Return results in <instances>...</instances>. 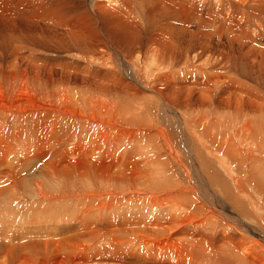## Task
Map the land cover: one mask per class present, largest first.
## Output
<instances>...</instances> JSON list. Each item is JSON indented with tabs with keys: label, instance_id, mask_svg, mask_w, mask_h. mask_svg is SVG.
Returning a JSON list of instances; mask_svg holds the SVG:
<instances>
[{
	"label": "bare ground",
	"instance_id": "obj_1",
	"mask_svg": "<svg viewBox=\"0 0 264 264\" xmlns=\"http://www.w3.org/2000/svg\"><path fill=\"white\" fill-rule=\"evenodd\" d=\"M246 6H248L247 13L242 17V8ZM262 15H264V0H82V2L78 1L73 5L71 0H0V22L2 21L1 24L5 27L7 37L12 38L13 35H16L20 39V43L17 42L12 49L11 47L8 48L9 59L5 60L6 63H4L10 72L6 70L4 72L8 74L1 75L5 82L1 81L0 90L9 95L16 90L35 97L48 94V98L59 94L64 95L65 92L70 93L65 82L60 79H53V67H58L61 75L66 76V80L75 76L71 74L74 71L83 74V82L89 81L86 78L92 79V84L90 81V88L92 89L90 90L86 88L85 82L77 86L95 93V96H98L97 99L100 97L102 101L99 106L104 110L103 115L94 116L92 114L90 118H87L88 121L85 120L83 124L80 122L71 126L65 136L51 135L49 137V141H53L51 145H42V143L29 145V154L32 152L33 160H37L38 158L49 157L50 151L53 150L51 148L58 144L56 151H52L53 153L49 157L52 160L51 174L63 176L66 180L63 186H67L65 190L70 191H65L62 188V195L41 196L39 194L38 198L40 199L37 203H32V206L44 204L47 207L57 209L61 206L58 203L69 200L73 196L71 193L74 190L68 188L67 182L70 181L68 177H75L69 173L70 169L77 171L80 174L77 176L81 179L89 181L91 179L95 185L98 184L102 189L104 184L100 182L110 178L121 188H129L131 184L136 185L138 182L140 183L139 186L144 184L139 189L133 186L127 194L122 193L120 195L123 196L122 199L119 198V191L114 190V188L106 189L105 198L102 201L98 200L102 195L99 192L91 191L80 195L78 209L66 213L63 211L62 214L64 225L70 227L72 223L75 225L69 232L62 231L51 223H47V216L41 217L39 214L35 215L36 217L39 216L38 221L41 220L40 217L44 218L42 219L43 223L42 220L39 223L52 226H45L44 230L41 228L31 230L30 225L28 228L21 226L19 230L5 228L1 231L0 238H7L11 242H20L19 247L21 248L19 250L23 248L22 258L28 257L27 254L35 250L34 247L39 248L36 245L37 241L40 243L42 240L46 247L48 245L54 247V254L50 253L52 252L51 248L50 252L45 250L53 254L52 258L49 253L44 256L45 251H42L43 253L40 251V254H43L42 257L38 251L37 254L40 257L35 258L37 255L31 256V253L29 255L34 256L35 259L31 260L29 256V259L25 258L22 262L20 261L21 255L15 253L18 255V261L21 264H102L101 256L98 255L97 258L96 255L100 249L95 248L91 243L90 236L94 229L87 222V219L96 212L101 214L107 211L110 212L108 216L120 220L122 225L128 228L129 240L133 248L149 253L148 259H151L153 264H160V260L163 258H168L167 264H177L179 259L183 264H264V253L260 252L264 249V227L258 225L255 227L252 221L242 220L239 215L241 210L234 207L235 194L237 193L244 201L247 200V203L253 208L252 210L262 219L264 226V215L261 211L264 205L260 204L255 209L256 201L253 198L258 189L260 193H256V198L264 204V185L261 180L264 174V90L258 84L247 85V82L241 81L238 76L235 77L238 73V67H240L239 60L233 58L236 54L227 52L221 47L222 49L217 50L219 56L215 57L216 53L211 52L212 48L208 43L210 37L215 36L221 40L226 36L227 39L224 43L229 44L228 48L231 51L234 48V43H240V47H246L245 49L239 48L240 55L247 59L243 63V67L240 68L245 71L255 67L263 72L264 24L259 21ZM251 21H255V31L251 29L252 26L250 27ZM53 29L56 30V34L50 33L53 35L50 36L48 30L52 31ZM112 34L116 35L118 39L121 38L120 41L124 40L122 46L127 45L122 48L119 46L120 42L118 43L117 40L113 42ZM34 39L38 43L49 39V42L45 41V43H52L58 51L68 50L67 45H75V47L83 50L80 60L76 55L74 57L75 52H70L72 53L70 54L71 60L55 58L52 63L47 64L49 68H46L48 75L46 80L48 79L53 85L56 82V90H46V86L45 89L44 86L42 89L38 87L43 82L39 78L41 79L40 71L44 61L38 62L39 59H36L42 48L35 49L33 47ZM202 42H204L203 47L199 46ZM75 47L73 50L77 49ZM194 47L198 48L193 49ZM34 49L36 58L32 55ZM78 55L80 56V54ZM138 55L143 56V59H140L141 62L135 61ZM3 56L0 57V60L4 59ZM66 56L68 55L65 54L63 57ZM115 56H119L121 59L113 65L112 59ZM25 61L30 64L31 70L21 66ZM28 63L25 64L29 65ZM212 63H215L217 71L211 68L210 64ZM0 64L1 71L3 63L0 61ZM45 67L43 66V68ZM42 70L44 71V69ZM27 72L32 73L33 76L28 78ZM10 78L17 79L19 82L14 87H10V81L13 80ZM73 85L75 86V84ZM194 94L201 100L200 108L202 110L211 109L216 115L221 118H229L231 121V124L227 126L223 120H217L215 116H211L214 114L213 112L206 111L205 118L199 119V131L194 133V136L200 140L198 145L195 142L197 151L201 152L200 147L205 148L209 156L214 158L211 163H217L222 167L236 189V191L231 188V190L225 189V196L231 199L232 206L230 207L221 193L214 192L208 187V182L200 173H194L193 177L196 178L197 187H199L197 192L200 195L196 198L197 204L206 207L204 216L199 215L198 217H206L210 223L214 220H220L219 228L224 229L221 234L219 233L220 238L214 241L210 240V242L206 241L205 238L200 239V236H192V239L185 241L182 240L183 238L180 239L179 228L190 225L191 218L196 213L191 214L186 207L183 208V204L180 205V202L183 201L181 199H184L181 196L188 193V190L184 185L179 188L178 180H175L178 176L175 169L176 156L172 153L173 151L169 150L171 149L170 146L168 145V147L164 141L160 142V140L156 143L157 154L153 157L155 164L150 163L147 166L151 170L150 172L156 173L152 178H147L148 183L153 187L151 188L147 185L144 175L145 171L142 164L144 161L140 156L142 150L139 151L137 148L140 145H149L153 142L144 136V133L149 130L144 131L140 144H137L141 135L140 132L136 131L139 130L138 127L135 128L136 130L127 132L130 126L122 131H117L114 128L115 125L113 126L119 118L118 115L123 119V114H125V111L118 109V106L127 103L119 102L116 97L122 96L125 100H129V96L152 99L158 96L172 99L182 97L185 100L184 103L182 100V103L187 105ZM13 96V94L8 96L9 100L5 104H0V124L4 127L14 125L12 118L10 121L9 119L11 115H16L19 119L23 118V120H27L26 123H29L25 126L21 125L20 129L24 131H26L25 129H35L34 118H39L40 113L48 108L21 109L28 106L17 99H12ZM216 98H221L223 105L216 104ZM111 99L113 100L111 101ZM114 99H118L117 102ZM67 111L57 109L53 114L62 128H64L63 121L67 124L77 123L75 119L73 120L77 111L71 108ZM88 111L91 113V109ZM4 116L9 118L2 119ZM65 117L72 119L65 120ZM13 119L15 120L17 117ZM239 119L242 122H239ZM93 121L104 122L105 127L99 126V133L97 131L93 133V130L92 132L82 128V125L88 126ZM142 127L148 129L147 126ZM0 132L3 133L4 131L0 130ZM1 135L0 157H9L10 151H7L3 146ZM61 137L65 139L64 142H62ZM22 140L20 139L21 142ZM190 150H193L192 144ZM122 153H124V157L121 156ZM224 154L230 160H239L238 169L241 170L242 176L239 177L232 170V167L226 164L227 158ZM59 157L62 159L59 160ZM229 159L228 161H230ZM145 161L149 163V160ZM209 166L207 163V167ZM157 174L163 180L175 178L173 181L171 179L173 185L164 184L165 187L161 185L160 182L163 181L157 178ZM4 178L3 181H0V196H5L3 202L9 196L16 198V194L20 193L14 192L19 179L16 174ZM257 178L260 180L258 181ZM226 181L229 182L227 178ZM250 184L254 186L251 187ZM193 186L196 188L195 184ZM193 186L191 185V187ZM249 186L252 188L250 191ZM198 194L196 195L198 196ZM189 198L191 197L189 196ZM193 199L191 198V200ZM242 206L246 208L248 205L243 202ZM151 210L155 213L146 215ZM1 212L0 218L8 217L7 213L5 215ZM159 213H163L165 219ZM30 215L28 216L31 219ZM241 215L243 214L241 213ZM10 216L16 217L15 215ZM32 216L31 222L35 219V216ZM25 217L27 218V216ZM50 217L56 218L54 214ZM26 218V221L19 218L20 223L22 224L23 220L27 223L29 219ZM17 222L15 225L20 226L18 220ZM26 223L22 225H27L29 222ZM132 229L138 233H133ZM182 232L186 234L189 231ZM188 234L192 235V233ZM34 243L36 246L33 245ZM44 246L43 244L42 247L40 246L41 250ZM4 248V251L11 253L15 247L14 245H5ZM27 248L29 252L26 251ZM258 248L262 249L257 250ZM0 249L2 250V248ZM104 250L107 251V258L111 264H118L122 251L105 247ZM5 254H0V264H6L8 257H6L7 260H5L6 258L3 259ZM10 260L16 263V259Z\"/></svg>",
	"mask_w": 264,
	"mask_h": 264
},
{
	"label": "rangeland",
	"instance_id": "obj_2",
	"mask_svg": "<svg viewBox=\"0 0 264 264\" xmlns=\"http://www.w3.org/2000/svg\"><path fill=\"white\" fill-rule=\"evenodd\" d=\"M78 1L82 2V0H71V4L72 5L76 4V3H78ZM243 8H242V12H243L242 17H244L246 15L248 6L243 7ZM242 21H244V19H242ZM259 21H260V23L264 24V15H262L259 18ZM1 22H0V24H1ZM1 25L3 26V24H1ZM1 25H0V30H1L0 31V57H2L4 55L3 56L4 59L0 60L3 63V66L1 67L2 69L0 71V84H1V81L5 82V79L1 75L2 74L5 75L7 72H4V71L8 70V68L6 67V64H5L6 63L5 60L7 61L9 59L8 58L9 57L8 50L10 49V47L12 49L13 45L17 44V42L20 43V39L16 35H13L14 37L12 36V38L11 37L8 38L6 30H4L5 27L3 26V28H2ZM251 26H252L251 29L253 31H255V29H254L255 28V21H251L250 27ZM48 32H49L50 36H53V35H51L52 33L56 34L55 29H53L52 31L48 30ZM111 36H112L113 42L115 40H117L118 43L120 42L119 43L120 47L124 48L127 45L126 44V45L122 46L124 44L123 39H122V41H120L121 38L118 39V37L116 35L112 34ZM256 36H258V35H256ZM114 37H116L117 39ZM254 37H255V33H254ZM15 38H17V39L15 40ZM213 38L210 37L209 38L210 42H208V43L210 45V48H212L211 52L216 53L215 57L219 56V54H217V53H219L217 50L222 49L221 47H223V49L227 50V52H231V53L233 52V54H236L235 56H233V58L239 60L238 61L239 66L243 67V63L247 59H245L243 55H240L241 53L239 51V48L245 49L246 47H240V43H237V44L234 43L233 44L234 48L231 51V50H229L230 48H228L229 44L224 43L225 40L227 39L226 36H225V38L224 37L221 38V40L215 36ZM49 39L41 41L40 43H38L37 40L34 39L33 47L35 49H37V48L41 49L42 48L41 49L42 51L40 50L39 54L41 55V57L39 55L38 56L39 58L38 57L36 58V56L34 55L35 49L33 50L32 55L36 59H39L38 62L44 61L43 66L44 67L46 66L45 68H43V66H42L41 71H40L41 72V79L39 78V80L41 82L42 81L43 82L41 83V86L38 85L39 89H42L43 86L45 89V86H46V90L47 89L56 90L57 89V87L55 86V85H57L56 82H55V85H53L51 82L48 81V79L46 80V78L48 76L46 73L47 72L46 70L49 68V66H47V64L52 63V60L55 58H59V59L63 58V59H68V60L70 59L71 60L70 54H72V53H70V52H75L74 57L76 55L78 57V60H80L82 57L81 52H83V50H80L79 48L75 47V45H67L68 50L58 51L56 46L52 45V43H50V44L45 43V41H48ZM211 39H213V40H211ZM209 40H207V41H209ZM12 42H14V43H12ZM23 43H26V42H23ZM203 43L204 42H202L199 46H202ZM217 43H219L221 46L219 44L216 45ZM263 43H264V40H263ZM26 44H28V43H26ZM38 45L41 47H39ZM48 45H50L51 47H49ZM113 46H114V44H113ZM74 47L77 49L73 50ZM196 48H198V47H194L193 49H196ZM236 49L239 52H237ZM43 50H45L47 52H45ZM53 50H55V51H53ZM46 53H48V54H46ZM65 54L68 56L63 57V56H65ZM78 54H80V56ZM6 55H7V58H6ZM35 58H34V60L36 62ZM120 59L121 58L119 56H117V57L115 56L112 59L113 65L115 62H117V61L119 62ZM140 59L141 60L143 59L142 55H138V57H136L135 61L141 62ZM240 59H242V60H240ZM78 60H75V61L78 62ZM25 63H28V62L25 61L24 63H22L21 66H25L31 70L30 64L28 63L29 65H27ZM121 63L122 62L120 61V64ZM120 64H119V66L122 67V65H120ZM210 65L214 71L218 70L217 67L215 66V63L214 64L212 63ZM0 66H1V64H0ZM240 67H238V73H236L235 77L238 76V78L241 81L247 82V85L258 84L264 90V71L261 72L259 70V68L257 69L255 67L248 68L247 70L243 71V68L241 69ZM54 68L55 67H53V79H55V80L60 79L61 81L65 82L68 86V90L70 93L65 92L64 95L59 94L55 97L48 98L49 97L48 94H44V95H42V97H35L33 95L25 94L23 92L16 90L10 94V95H12V94L14 95L12 97V99L13 98L17 99L22 104L28 106L26 108L22 107L21 109H27V108H32V107H47L48 109H44L40 113L39 118H34L35 121H33L34 122L33 124L36 125L35 129H25L26 131L20 129L21 125L25 126L29 123H26L27 120H25V119L23 120V118H20V119H22V120H20L19 117L16 115H11V117L9 119V121H10L12 118L14 125L4 127L0 124V130L4 131L3 133L0 132V134H2L1 136L3 137V139H2L3 144H4L3 146L7 149V151H10V154L8 155L9 157H5V158L0 157V181H3L5 179L4 177L9 178V177H12L14 174H16V176L19 177V179H18V182L16 184V187L14 188V192L15 193L20 192V193L16 194V198L9 196L8 198H6L4 200V202H3V198L5 196L4 197L0 196V211H2L1 214L6 215V213H7V215H8V217L5 216V218H0V233L2 230H4L7 227H9V229H15V230L18 229L19 230L21 226L28 228L29 225H30L29 228H31V230H38L39 228L44 230V228H46L47 226L51 227L52 225H54L55 227L62 229V231L69 232V231H71L72 227H74L75 225L73 223H72L71 227L64 225L63 224L64 218H63L62 214H63V211H65V213H66L67 211L71 212V211H76L78 209L79 201L81 199L80 195L87 193V192H91V191L99 192V193H102V195H100L98 200L102 201L105 198L104 192H106V189L114 188V190L119 191V198L122 199L123 196H120L122 193L127 194L128 191L129 192L131 191V188L133 186H135L136 188L139 189V188L143 187V185H144L143 184L142 186H139L138 184H140V183L138 182V184H136V185L131 184V187H129V188L128 187L127 188H121L120 185H116L115 181L110 178L109 180H104L105 183L100 182L101 184H104V185H102L103 186V189H102L101 187L98 186V184L95 185L91 179H90V181L89 180H83L80 177H78V176H80V174L77 171L70 169L69 173L74 175L75 177H68L70 179V181H68L67 184L69 186L68 188H71L72 191L74 190L71 193L73 196H71L69 198V200H67L66 202L58 203V204H61L62 207L60 206L57 209H53L52 207H47V205H44V204L36 205L35 207L32 206L33 205L32 203H37V201L40 199V198H38L39 194L41 196H47L49 194L50 195H55V194L62 195L63 194L61 192L62 188L65 190V188H67V186H63V185H65L64 181H66L63 176H61V175L60 176H54L51 174V172H52V170H51L52 160L49 157L53 153L52 151H54V150L56 151L58 144H55V146L53 145L54 147L51 148L53 150L50 151L51 153L49 154L50 155L49 157L38 158L37 160L36 159L33 160L34 157L32 156V154H33L32 152H31L32 154L31 153L29 154V151H30L29 145H32V143H35V144L42 143V145H44V144L45 145H51L53 143V141L52 142L49 141V137L51 135L65 136V134H67L69 132V128L71 126L77 125L80 122L83 124L85 120L88 121L87 118H90L92 116V114L94 116H99L100 114H102V115L104 114L103 113L104 110H102L101 109L102 107L99 106V103L102 101V99H100V97H99V99H97L98 96L97 95L95 96V93L88 91V90H85L84 88L83 89L79 88V86H77L80 84H84L85 81L83 82V78H84L83 74L76 73V71H74L71 74H74L75 76H71L70 79L66 80V76L64 75L65 76L64 77L61 75L58 67H56L57 69L56 68L54 69ZM211 68H209V69H211ZM42 69H44V71ZM121 69L124 70L123 68H121ZM8 71L10 72V70H8ZM124 72H125V70H124ZM32 76H33L32 73L27 72L28 78H31ZM10 79H13V78H10ZM86 80H89V81L85 82L86 88L89 90L92 89V88H90V81L92 84L93 80L89 79V78H86ZM249 80H251V81H249ZM10 82H11L10 87H14L19 81L17 82V79L16 80L13 79ZM73 84H75V86ZM8 86H9V84H8ZM34 86H36V85L34 84ZM218 89H221V88H218ZM10 95L8 93L4 92L3 90H0V104H5L9 100L8 96H10ZM116 98L119 99V100L114 99V100H116V102L118 100L119 102L124 101L127 103L123 102L124 107L122 106V104H120L118 106V109H122L121 111H125L124 112L125 114H123V119L118 115L119 118L116 120V123L113 124V126L115 125L114 128H116L117 131H122V130H125L127 127L130 126V128L127 131V132H129L131 130H136L135 128L138 127L139 130H136V131L140 132L141 135H140V138L137 140V144H140L142 137H143V133L145 130H149V131H146L144 133L145 138L153 140V142L150 141L151 142L150 144L147 143L149 145L144 144V145H140L137 147L139 149V151L142 150L141 151L142 153L140 152V156L143 158V161H144V162H142L143 167H144V171H145L144 175L146 178L147 185L149 187L153 188L148 183L147 178H152L154 176V174H156V173L153 174L152 172H150L151 170H149L148 169L149 167H147V166L150 165V163L155 164L153 162L155 160L153 157H155L157 154V148L158 147L156 148V143L159 140H160V142L164 141L165 145H167V146L169 145L170 147L169 146L168 147L171 148L169 150L171 152L173 151L172 153L176 156L175 169L178 172L177 173L178 176L176 175L177 179H175V178H171V179H172V181H173V179L178 180L177 182L179 184V188L184 185L188 190V193H186L184 195L186 198L184 196H181V198H184V199H181L183 201L180 200L181 201L180 205L183 204L184 207L183 206L182 207L183 208L186 207V209L191 214L196 213L191 218L192 220H191L190 225H188L189 227L188 226H182L181 228H179L178 233L180 234V239L183 238L182 240L185 241L187 239H192V236H197V237L200 236V239L205 238L206 241L210 242V240L214 241V240L220 238L219 233L221 234L224 231V229L219 228V225L221 224L220 220H214L213 222L210 223V221L206 217H203V218L198 217L199 215L204 216V214L206 213V207L204 205H198L197 204L196 198L200 197V195L197 192L199 187H197L198 183L196 181V178L193 177L194 173H200L201 176L208 182V187L214 192L221 193L223 195L224 200L227 203H229L230 207L232 206L231 199H229L225 196V193H226L225 189L231 188L232 190L236 191L230 177L225 173V171L222 169V167L219 166L217 163H211V160H214V158L209 156V154L205 148L200 147V149H201V152H200V151H197L196 146H195V142L197 143V145L200 143L199 138L194 136V133L199 131V126H198L199 125V119L203 120L205 118L204 115H205L206 111H211L213 113H214V111L211 109L202 110L200 108L202 102L196 94H194L192 96L190 102L187 105L183 104L185 102V100L182 97H179L178 99H172L170 97L165 98V97L158 96L157 98L152 99V98H142V97H138V96H129V100H127V99L125 100V98L122 96L116 97ZM112 100L113 99H111V101ZM182 100H183V103H182ZM221 100H222L221 98H216V104L223 105V102ZM150 102H153V104H150ZM90 107H92V108H90ZM69 108L77 111L76 112L77 115H75V117L73 118V120L75 119V121L77 123L67 124L65 121H63V127L64 128H62V127H60L59 121H57L53 117V114L57 109H61L64 112H68L67 109H69ZM90 109H91V113L88 111ZM85 112H86V114H84ZM211 116H215L217 120H223L224 123H227V126L231 124V121L229 120V118H226V117L221 118L220 116L216 115L215 113ZM16 117H17V119L14 120L13 118H16ZM255 117H257V116L255 115ZM6 118H9V117L4 116L2 119H6ZM67 119H72V118H66L65 120H67ZM32 120H33V118L31 119V121ZM239 122H242V120L239 119ZM68 125H69V127H68ZM99 126L105 127L104 122L100 123V122L93 121V123H90V125L88 124V126L82 125V128L83 129H89L91 131L93 130L94 131V132L92 131L93 133H96V131H97V133H99L100 132V129H98ZM142 126H147L148 129H144V127H142ZM137 136L139 137V134H137ZM161 137H162V139H160ZM16 138H17V141H15ZM20 139H23L22 142L20 141ZM61 140H62V142H64L65 139L63 137H61ZM61 140H59V141H61ZM54 142H56V141H54ZM191 144H192L193 150H190ZM0 155H1V153H0ZM121 156L124 157V153H122ZM150 157H152L153 159ZM225 157L227 158L225 160L226 164L231 166L232 170L235 171V173L239 177H240V175L242 176V174H240L241 170L238 169V166L240 165L239 160L238 159L230 160L227 155H225ZM61 159H62V157H59V160H61ZM228 159L230 161H228ZM145 160H149V163L148 162L146 163ZM207 163H209V165H210L209 167H207ZM232 163L234 165H231ZM144 164H145V166H144ZM49 165H51V166H49ZM160 166H162V165L160 164ZM263 166H264V163H263ZM9 168H12V169L9 170ZM12 171H13V173H12ZM149 172H150V175H148ZM258 175H260V174H258ZM157 178L162 179L161 176L159 177V175L157 176ZM191 178H193V179H191ZM226 178L229 182L226 181ZM154 179H156V178L154 177ZM171 179L170 178H168L167 180L162 179L163 182H160V183H161V185H164V184L165 185H169V184L173 185ZM257 179H258V181L260 180V178H257ZM181 180H182V182H181ZM261 180H262V183L264 185V174H263ZM166 182H168V183H166ZM158 184H159V182H158ZM194 184H195L196 188L193 186ZM165 185H164V187H165ZM191 185L193 187H191ZM250 185H251V187L254 186L253 184H250ZM251 187L249 186V188H248L249 191L252 190ZM160 188H163V187H160ZM65 191H68V189H66ZM234 191H233V193H235ZM256 191H258V192H255V197H253L254 200L256 201L255 209L258 208L260 206V204L264 205V204H262L261 201H259L256 198V193H258V194L260 193L258 189ZM68 192H70V191H68ZM110 194H112V193H110ZM190 194H192V195H190ZM196 194H198V196ZM189 196L192 199L193 198L194 199L191 200V198H189ZM235 196H236V200L234 202V205H235L234 207H238V209L241 210L239 213V215L241 216V219L245 220L247 222L252 221L253 224L255 225V227H257L256 225L264 227L262 225V219L260 218L259 215H257L252 210L253 208L249 205V203H247V200L244 201V199L241 196H239L237 193L235 194ZM185 199L188 201H186ZM194 200H196V201H194ZM81 201L84 202L83 200H81ZM243 202H245V204L248 205L246 208L242 206ZM3 203H5V204H3ZM30 204H31V206H30ZM108 204H111V203L108 202ZM121 204H122V202H121ZM256 205H257V207H256ZM42 206H45V207H42ZM66 206H68V207H66ZM44 208H45V210H44ZM190 208H192V209H190ZM192 211H194V212H192ZM198 211L200 213L201 212L202 213L200 214ZM251 211H253V212L250 213ZM261 211L264 215V206H263V210L261 208ZM31 212L35 213V214L32 213V215H34V216L36 214H39V216H41V217L47 216L46 222L47 223L49 222L52 225H49V224L46 225V224L39 223L42 219H44V218L40 217L41 220L38 221L39 216H37L38 219L35 216L34 217L35 219L33 218L35 221L33 220L34 222L32 221L33 222L32 223L31 220H32L33 216L30 215ZM109 213L110 212H108V211L106 213L103 212L101 214L96 212L92 215V217L87 219V222H89L91 224V226H93V229H94L93 234L90 236V239H91V243L94 245V247L100 249L99 250L100 252L96 253V255H97V258H98V255L101 256V258H102L101 263L102 264H111V261L107 258V251L104 250V247H105V248H110V249H118V250L122 251V256H121L118 264H153V261L151 259H148L150 257L149 253H146L143 250L139 251V250H136L133 248V245L129 240L128 228H126L124 225H122L120 220L112 219L110 216H108ZM153 213H155V211L151 210V212L148 211L146 215H150ZM241 213L243 215H241ZM53 214L56 216V218L50 217ZM159 214L161 215L162 218L165 219V215L163 213H159ZM9 215H13V216L15 215L16 217L15 218H13L12 216L9 217ZM28 215L31 216V219ZM25 216H27V218ZM18 217L20 218V220H21V218H23L24 220H25V218L29 219V221L27 220V223L28 222L29 223L27 224L23 220L22 224L26 223L27 225H22L20 223V220ZM250 218H251V220H249ZM17 220L19 221L20 224H18V225H20V226L15 225L16 223H18ZM35 222H36V224L37 223L38 224L36 225ZM41 222L43 223V220ZM190 228H192L193 231ZM253 229L256 231L255 228H253ZM182 231H186V232L189 231L188 233H192V235L188 234V233L185 234ZM132 232L135 234L138 233L136 230H133V229H132ZM86 237H87V235H86ZM6 239L7 238H4V239L0 238V248H2V250H3V252H2V250L0 249L1 253H4V254L9 253L7 255L5 254L4 255L5 257L3 258V259H5L6 257H8V260H7V258L5 259V260H7L6 264H9V263L10 264H16V263L21 264V262L18 261V259H19L18 255L19 256L21 255L20 261L23 262L25 260V258L29 259L28 257L30 256L29 254H31V253H32L31 256L35 254V255H37V256H35V258H37L39 255L43 257V254L41 255L40 251L44 252L45 250H47L50 252V248H51L52 252H50V253L54 252L53 246L50 245V247H49V245H48L47 246L48 248H47L46 246H44V242L41 240L40 243H38V241L36 242V245H38L39 248L35 245V243L33 244L34 246H36V247H34L35 250H33V248H32L33 246L31 247V250L35 251L34 253H33V251H31V253H30L29 249L27 248L26 251L28 250L29 254H27V252H26V254L28 255V257L24 256L22 258V256H23L22 249L23 248L21 250H19L21 248V247H19L21 243L18 241L17 242L16 241L11 242L9 239H7V240ZM22 241H24V240H22ZM41 243L45 247V249L43 247L44 250L43 249L41 250V247H42ZM5 245H14L15 248L13 249V251H11V253L6 252V251H4ZM260 249H262V248H260ZM260 249L258 248L257 250H260ZM37 252L39 255L37 254ZM49 252L45 251L44 256L46 254H48ZM260 252L264 253V249L260 250ZM15 253H17L18 255H15ZM50 253H49V256L52 255L51 256V258H52L54 253L53 254H50ZM65 254H67V253H65ZM12 255H13V257L14 256L16 257V258L14 257V260L16 259L15 260L16 263L12 262L10 260V259L13 260V257H11ZM72 256H74V255H72ZM35 258L33 256V257H31V260L32 259L34 260ZM8 261H10V262L8 263ZM156 262L158 263L159 261H156ZM167 263H168V258H163L162 260H160V264H167ZM176 263L181 264L182 261H180V259H179V260H177Z\"/></svg>",
	"mask_w": 264,
	"mask_h": 264
}]
</instances>
